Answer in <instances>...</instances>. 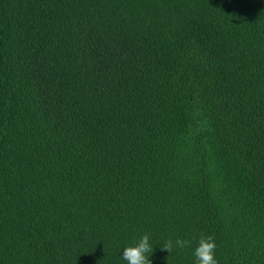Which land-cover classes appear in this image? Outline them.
<instances>
[{
	"label": "trees",
	"instance_id": "1",
	"mask_svg": "<svg viewBox=\"0 0 264 264\" xmlns=\"http://www.w3.org/2000/svg\"><path fill=\"white\" fill-rule=\"evenodd\" d=\"M144 233L264 264V0H0V264Z\"/></svg>",
	"mask_w": 264,
	"mask_h": 264
},
{
	"label": "clouds",
	"instance_id": "2",
	"mask_svg": "<svg viewBox=\"0 0 264 264\" xmlns=\"http://www.w3.org/2000/svg\"><path fill=\"white\" fill-rule=\"evenodd\" d=\"M190 243L187 239L177 237L175 241L165 240L159 247L161 250L171 252L173 247L183 249ZM216 242L210 235H201L196 239L192 250L194 264H218L216 258ZM149 253H153V242L148 233H144L129 245L122 247L120 259L125 264H152Z\"/></svg>",
	"mask_w": 264,
	"mask_h": 264
}]
</instances>
